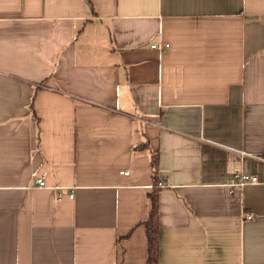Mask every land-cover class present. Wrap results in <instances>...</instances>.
<instances>
[{
    "label": "crops",
    "instance_id": "0c3cea01",
    "mask_svg": "<svg viewBox=\"0 0 264 264\" xmlns=\"http://www.w3.org/2000/svg\"><path fill=\"white\" fill-rule=\"evenodd\" d=\"M261 159L264 0H0V264H146L154 190L157 264H264Z\"/></svg>",
    "mask_w": 264,
    "mask_h": 264
},
{
    "label": "trees",
    "instance_id": "16d2710c",
    "mask_svg": "<svg viewBox=\"0 0 264 264\" xmlns=\"http://www.w3.org/2000/svg\"><path fill=\"white\" fill-rule=\"evenodd\" d=\"M158 156L156 152H150V165L152 176L156 185V176L158 172ZM150 210L147 219L143 222L147 239V261L146 264H157L158 244V198L157 190L149 194Z\"/></svg>",
    "mask_w": 264,
    "mask_h": 264
},
{
    "label": "built area",
    "instance_id": "2783aa9c",
    "mask_svg": "<svg viewBox=\"0 0 264 264\" xmlns=\"http://www.w3.org/2000/svg\"><path fill=\"white\" fill-rule=\"evenodd\" d=\"M153 49L157 48L156 46H151ZM262 161H264V159H261ZM231 183L232 184H237V185H246V184H254V183H258V179L256 177H252L249 176L248 174L245 173H237V174H233L232 178H231ZM37 183L39 186L44 185L43 182L41 180H37ZM69 198H72V195L69 196Z\"/></svg>",
    "mask_w": 264,
    "mask_h": 264
}]
</instances>
